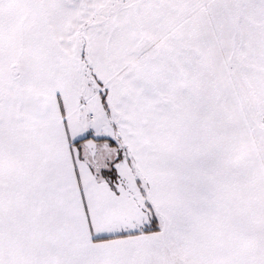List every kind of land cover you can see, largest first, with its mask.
Returning <instances> with one entry per match:
<instances>
[{
  "label": "snow or ice",
  "instance_id": "snow-or-ice-1",
  "mask_svg": "<svg viewBox=\"0 0 264 264\" xmlns=\"http://www.w3.org/2000/svg\"><path fill=\"white\" fill-rule=\"evenodd\" d=\"M0 264H264V0H0Z\"/></svg>",
  "mask_w": 264,
  "mask_h": 264
}]
</instances>
